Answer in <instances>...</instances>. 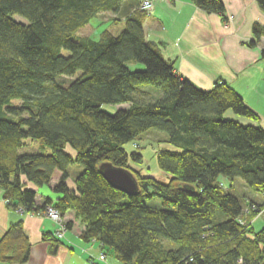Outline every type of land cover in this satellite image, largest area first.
Wrapping results in <instances>:
<instances>
[{"label":"trees","instance_id":"1","mask_svg":"<svg viewBox=\"0 0 264 264\" xmlns=\"http://www.w3.org/2000/svg\"><path fill=\"white\" fill-rule=\"evenodd\" d=\"M141 0H138L137 6ZM207 13L223 14L221 0H192ZM264 12V0H256ZM126 0H0V193L9 206L41 213L53 206L73 211L84 225L80 237L96 240L122 264H262L264 227L254 231L251 212L231 193L241 180L264 193V130L257 115L229 85L203 90L176 75L143 31L145 13L123 18L114 34L78 32L101 12L115 16ZM20 17L25 21H16ZM21 20V19H20ZM254 44L264 29L253 26ZM67 50L63 56L61 50ZM264 60V49L261 51ZM140 63L141 71L130 69ZM80 74L68 86L57 79ZM161 91L156 100L143 90ZM18 100V106H11ZM128 105L113 114L101 105ZM154 129L167 134L156 153L167 182L142 176L128 164L124 144ZM37 143L38 152H20ZM130 156L142 161L140 153ZM83 171L68 185V167ZM109 164L130 172L138 190L127 195L99 171ZM60 177L56 201L36 204L37 188ZM225 178L227 183L218 181ZM158 197L160 208L146 199ZM248 206L258 207L249 203ZM263 205L261 206V208ZM69 229L71 222H65ZM50 252L59 239L47 236ZM30 245L21 223L0 238V263L23 264Z\"/></svg>","mask_w":264,"mask_h":264},{"label":"crops","instance_id":"2","mask_svg":"<svg viewBox=\"0 0 264 264\" xmlns=\"http://www.w3.org/2000/svg\"><path fill=\"white\" fill-rule=\"evenodd\" d=\"M136 2L138 0H126V7L115 21L117 26H113L115 28L106 24L112 33L122 29L124 16L133 11L130 6L136 7ZM221 2L224 5L222 15L207 13L195 6L192 0L157 1L143 21L144 38L155 46L164 60L171 63L176 75L196 87L210 90L216 82L229 85L258 117L256 123L245 119L239 121L259 125L264 130V60L261 58L264 35L251 44L254 41L253 26L264 29V12L256 0ZM99 19L97 16L88 24L93 32L87 37L99 36L98 26L103 25ZM127 106L118 105V108ZM59 177V172L53 174L49 184L51 189ZM218 181L227 183L225 178ZM68 185L73 188L72 180ZM46 198L56 201L59 195L45 196L37 190L36 204L41 205ZM248 198L246 204L264 203V196L255 191L250 192ZM263 214L264 208L262 214L252 221V226ZM62 217L71 222V226L58 240V248L52 253L47 236L55 237L57 224L41 213L16 211L4 202L0 193V238L10 225L22 224L30 245L29 258L23 264H122L100 242L94 239L85 241L80 237L84 225L75 218L73 211L65 212Z\"/></svg>","mask_w":264,"mask_h":264},{"label":"rangeland","instance_id":"3","mask_svg":"<svg viewBox=\"0 0 264 264\" xmlns=\"http://www.w3.org/2000/svg\"><path fill=\"white\" fill-rule=\"evenodd\" d=\"M97 16H99V18H100L99 20L103 24V25L98 26L99 27L98 31L101 32L104 29L109 30V28H108V26H106V24L111 25L110 26L111 28H115L113 26H117V25H115V21L117 19H119V17L115 16V14H113L111 12H101ZM15 19H16V21L25 23V21H23V19L20 17L19 18L15 17ZM92 32H93V28L90 27V25L89 26L87 25L83 29L79 30L78 35H80L81 37H87ZM93 37H95V39H96V38H98V35L93 36ZM61 54L63 56H68L69 52L67 50L62 49ZM129 67L131 70H134V71H141L144 68V66L142 64L136 63V62H135V64H133V66L130 65ZM79 74H80V72L78 71L72 77L64 76L62 80L58 78L57 84L60 86L66 87ZM142 89L146 90L149 93H153V95L155 94L154 98H152L151 100H156L161 96V91L158 88H155L153 86H150V85L144 86V87H142ZM18 104H19L18 100H12V102H11V106H14V107L18 106ZM101 110L108 113V114H113L118 110V106L111 105V104H103V105H101ZM166 139H167L166 133L151 129L148 132L141 135L138 139L134 140L133 142H128V143L124 144L123 148L129 154V159H128L129 166L131 168H133L134 170H138L142 176H151V177L156 178L158 181L167 182L170 175L168 173L162 171L159 168V166L157 164V159H156V153L158 150L161 149V147H165L168 149L171 147V144L169 145V144L165 143ZM38 151H39V148H38L37 143H33V144H31V146L21 149L20 152H38ZM134 152L141 154V156H142L141 162L134 160L130 156V154L134 153ZM82 171H83L82 165H80L78 163L70 164L68 167L69 180L73 181L75 179V177L79 173H81ZM227 185H228V183H227ZM37 190H39L42 193V195H45V196H47V195L53 196L56 194L50 188L49 185H43V186L37 188ZM250 192H253V190L248 188L239 179H237L236 182L234 183V190H231V193L239 199L241 206L243 205V216H242L243 224L246 223L247 218L251 212L256 211L258 214L257 216H259L262 214V211L264 208V203H263L262 208H261L262 205H258V207L255 210L251 206H248L249 203L246 204V201L250 199V198H248ZM261 194L264 196V193H261ZM145 203L148 207H151V208H160L161 207V200L156 196H154L150 199H146ZM245 204H246V206H245ZM244 210H248V212H246ZM20 213H22V212H20ZM255 221L256 222L253 223V230L256 232V231H259L260 229H262L264 227V214Z\"/></svg>","mask_w":264,"mask_h":264},{"label":"water","instance_id":"4","mask_svg":"<svg viewBox=\"0 0 264 264\" xmlns=\"http://www.w3.org/2000/svg\"><path fill=\"white\" fill-rule=\"evenodd\" d=\"M99 171L103 178L113 188L127 195H133L137 192V183L130 172H128L127 170L116 168L109 164H102L99 167Z\"/></svg>","mask_w":264,"mask_h":264},{"label":"built area","instance_id":"5","mask_svg":"<svg viewBox=\"0 0 264 264\" xmlns=\"http://www.w3.org/2000/svg\"><path fill=\"white\" fill-rule=\"evenodd\" d=\"M157 1H163V0H141L139 5L135 8L136 10L143 11L146 15L150 14L153 11L155 2ZM230 20V18H229ZM4 202L8 205L10 202L7 199H4ZM254 210L257 207L251 206ZM18 212L25 211L22 207H16L15 208ZM248 212V210H244ZM250 212V211H249ZM42 215L49 218L51 221H53L58 226V230L55 232V237L60 239L63 237L64 233L66 232V225L63 217L60 215V213L53 207L48 206L43 212H41ZM241 224H243L242 221H240Z\"/></svg>","mask_w":264,"mask_h":264}]
</instances>
